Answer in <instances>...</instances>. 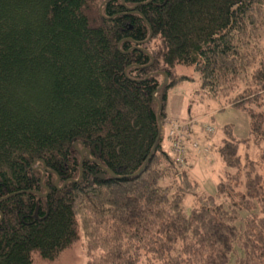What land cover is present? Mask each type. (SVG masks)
Here are the masks:
<instances>
[{
	"label": "trees",
	"instance_id": "trees-1",
	"mask_svg": "<svg viewBox=\"0 0 264 264\" xmlns=\"http://www.w3.org/2000/svg\"><path fill=\"white\" fill-rule=\"evenodd\" d=\"M178 64L250 118V136L217 149L231 168L218 197L188 172L189 148L180 165L163 144L169 91L192 78ZM263 95L264 0H0V264L55 259L80 228L87 264H264ZM75 142L124 177L85 158L57 187L79 176ZM209 144L193 150L211 162Z\"/></svg>",
	"mask_w": 264,
	"mask_h": 264
},
{
	"label": "rangeland",
	"instance_id": "rangeland-1",
	"mask_svg": "<svg viewBox=\"0 0 264 264\" xmlns=\"http://www.w3.org/2000/svg\"><path fill=\"white\" fill-rule=\"evenodd\" d=\"M175 71L188 74L192 78L184 80L170 89L166 118L190 122L191 131L186 140L188 145L190 144L189 139L192 138L191 135L196 136L201 142L209 141L212 144L213 150L209 155L212 157L213 162L210 164V162L204 160L202 155H197L199 158L193 159V164L189 167L188 172L198 181L202 190L218 197L217 183L224 175V171L231 168L225 165L217 149L229 134L237 138L250 136L251 123L247 109L240 104L226 105L224 98L216 100L207 97L201 88L200 73L194 66L178 64ZM230 96H233V94ZM262 98V105H256V107L264 109V95ZM165 123H167V120ZM206 123L214 127L212 133H207L202 128ZM240 145L241 154L249 149L252 157L255 158L258 155L259 148L254 140H249L248 147L247 144ZM169 181V177H164L160 180V183L167 185ZM195 198L196 196L192 193L186 194L182 204L186 212H190L196 205ZM235 257L236 255L230 256L224 264H236ZM88 259L86 237L83 229L80 228L79 237L69 247L61 251L55 259H43L37 254L33 264H87Z\"/></svg>",
	"mask_w": 264,
	"mask_h": 264
},
{
	"label": "built area",
	"instance_id": "built-area-1",
	"mask_svg": "<svg viewBox=\"0 0 264 264\" xmlns=\"http://www.w3.org/2000/svg\"><path fill=\"white\" fill-rule=\"evenodd\" d=\"M202 128L207 133H212L214 131V127L209 123L204 124ZM190 129V124L187 121L174 119L169 121L167 135L170 139L171 151L177 163L180 165L185 164L186 161L185 157L188 150L186 140L189 137ZM190 145L197 153H201L203 150H208L210 148L209 143L201 144L200 140L194 138L190 140Z\"/></svg>",
	"mask_w": 264,
	"mask_h": 264
},
{
	"label": "water",
	"instance_id": "water-1",
	"mask_svg": "<svg viewBox=\"0 0 264 264\" xmlns=\"http://www.w3.org/2000/svg\"><path fill=\"white\" fill-rule=\"evenodd\" d=\"M128 8H129V9H133L134 6H132V7H128ZM150 29H151V28H150ZM151 34H152V32L150 31V35H149V37H148L145 41H148V40L150 39ZM145 41H138V44H141V43H143V42H145ZM138 47H140V46H138ZM168 80H169V77H168V75L164 72V79H163L162 83L160 84V86L158 87V89H160L162 86H164L165 84H167V83H168ZM154 99H155V100L157 101V103H158V112H159V111L161 110V102H160V99L157 97V94H156V93H154ZM158 118H159V124H160V132H161V130H162V123H161V121H160V115H159V113H158ZM159 136H160V133H159L158 137H159ZM74 147H75V149H76V150L79 152V154H80V163H79V164H80V173H79V176H78L77 178H69V179L65 180L64 183H63L62 185H59L60 177L57 175L56 182H55V185H56L57 187L62 188V187L68 182V181L75 182V181H78V180L81 179V177H82V175H83V166H82V164H83V161H84L85 158H87V159H89V160H91V161H95V162H97V163L100 165V167H102V169L105 170L106 172H108L112 177H115V178H123V177H124V175H119V174L115 173L112 169H110V168L104 166V165L102 164V162L99 161L98 159L91 157V149H90V148H88V147H82V148H80L77 142L74 143ZM153 150H154V148H153L152 151L150 152L148 158H149L150 155L152 154ZM147 160H148V159H147ZM39 161H43V160L37 159V160L34 161V163H38ZM146 166H147V161H145V163H144V164H143V165H142V166H141V167H140L135 173H133V176H138V175H140V173L145 169ZM40 167H42L41 183H42V185L45 187V185L43 184V177H44L46 171L48 170V168H47V166H46V164H45L44 161H43V166H40ZM46 189H47L46 192H40V191H37V192L40 193L41 195H46L47 192L49 191V189H48L47 187H46ZM8 196H9V195H8ZM0 198H1V197H0ZM0 217H2V214H1V213H0Z\"/></svg>",
	"mask_w": 264,
	"mask_h": 264
},
{
	"label": "crops",
	"instance_id": "crops-1",
	"mask_svg": "<svg viewBox=\"0 0 264 264\" xmlns=\"http://www.w3.org/2000/svg\"><path fill=\"white\" fill-rule=\"evenodd\" d=\"M169 99V98H168ZM167 108V107H166ZM167 115V114H166ZM171 118H166V120H167V123H164V126H163V128H164V133H165V135H164V139H163V144H164V142H166L165 144H164V146H166L167 148H170V140H169V138L167 137V135H166V129H167V126H168V121L170 120ZM167 124V125H166ZM192 136V138L193 137H196V136H194V135H191ZM189 141H190V139H189ZM204 141V140H203ZM189 146V153H188V155H187V161H186V166L188 167V169H189V167L193 164V159H198L199 157H197V155H196V153L194 152V150L190 147V144L188 145ZM209 154H211L210 152H209ZM210 156V155H209ZM211 157V156H210ZM212 158V157H211ZM213 162V159H212V161L210 162V164Z\"/></svg>",
	"mask_w": 264,
	"mask_h": 264
}]
</instances>
